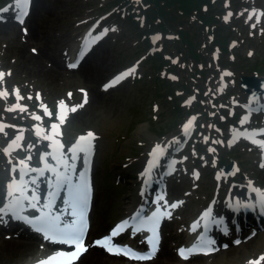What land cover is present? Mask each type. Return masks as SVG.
I'll use <instances>...</instances> for the list:
<instances>
[{"label": "rangeland", "instance_id": "rangeland-1", "mask_svg": "<svg viewBox=\"0 0 264 264\" xmlns=\"http://www.w3.org/2000/svg\"><path fill=\"white\" fill-rule=\"evenodd\" d=\"M129 1L49 0L51 12L46 13L45 8L44 11L42 9L38 18L32 21L29 19L26 25L19 24L11 11L3 13L4 19L0 20V24H15L9 31L0 33V71L11 73L5 75L4 87L9 93L19 89L20 95L24 97L19 103L27 108L24 113L18 110L9 112L6 109L18 102L16 97L10 94L7 100L0 99V121L14 125L15 129H24V147L14 151L11 159L16 163L31 155L29 165L43 167L41 156L45 152L51 153L52 148L48 147L49 141L36 136L34 129L39 125L46 130L45 134L51 132V124L58 123L56 116L60 101L69 107L83 104L75 113H69L60 127L62 136L57 139L63 143L64 152L68 153L78 136L89 131L96 136L91 154L96 193L94 209L90 213L94 219L93 230L87 238L89 244L92 245L93 241H98L103 234L113 230L117 220L137 207L135 203H141L144 168L151 163V152L159 144L166 147L164 155L160 157L165 165L160 164V167L158 163L154 173L161 171L163 174V167L175 161L177 165L168 182L166 201L168 205L183 202L175 209H170L171 218L162 220L163 230L159 235L163 243L180 259L176 264H248L250 260H256L264 254V230L254 224L244 223L239 216L228 214L225 195L228 190H233L241 198L244 194L253 197L246 190L248 181L264 191V167H261L264 164V151L243 138L230 146L232 129L252 130L264 123V111H259L264 100L252 104L249 93L242 87L244 78L252 82L264 80V17H260L254 29L252 24L256 17L248 19L253 10L264 12V0H224V5L221 0H212L210 12L220 13L216 26L222 29L220 32H223V37H230L231 40L232 50L226 54L209 48L213 37L208 35L201 22L197 19L192 21L193 31L201 30L200 45L203 44V59L207 70L205 76L198 80L192 79L188 71L192 64H186L172 33L152 32L144 39V18L124 14ZM10 3L12 0H0V8ZM105 29L108 30L106 34ZM85 32L90 33L91 39L101 37L91 48L93 50L97 47L105 64L99 67L96 62L93 63L89 75L95 79H86L80 75L58 76V73L50 71V65H44L47 69L45 72L34 74L35 65L26 64L25 48L33 56L39 55L40 50L44 49L47 55L57 56L66 65H70L68 52ZM156 39L164 42L161 49L168 62L166 66L154 70L151 68L154 62L149 58L152 54L149 52ZM40 68L37 69L44 71ZM123 73L130 74L113 84ZM154 77L158 78L157 82L153 80ZM187 86L192 90L190 95L184 91ZM96 90L100 92V101L92 106V95ZM203 91L208 93L205 103L202 99ZM37 93L40 94L39 100L36 98ZM85 94L87 103H83ZM29 96L32 99H28ZM41 104L50 110L51 118L44 114ZM91 106L93 108L90 109ZM208 107L216 119L214 124L212 122L210 137L202 131V116L196 115ZM249 107L255 111L249 112ZM83 110H86L83 115H77ZM187 113L196 119L186 136L184 131L178 132ZM33 114L41 116L42 121L34 120ZM245 116H250V120L241 126L240 121ZM15 129L8 127L5 129L7 136L0 134V193L10 179L11 168L3 150L18 134ZM257 138L264 139V136ZM29 144L34 145L30 151L27 150ZM166 153L168 155L165 156ZM78 155L79 158L74 162L77 173L84 161L83 154ZM223 161L227 163L223 164ZM51 163L55 164V161ZM231 163L234 169L225 173L221 167ZM194 173L199 174L198 178ZM45 178L51 180L52 176L46 173L45 177L38 178L41 191L44 189ZM153 194L156 196L155 192ZM57 199L55 204L58 203ZM207 210L218 214V217H226L222 226L214 225L211 234V239L215 241V246L220 247V251L182 259L178 250L186 248L187 238L195 233L192 231L194 222ZM61 211L67 218L68 215H64L66 211ZM234 222L240 225V229L232 225ZM5 225L16 234L31 233L17 220L13 225L9 222ZM122 233L125 242L128 240V232ZM256 236L254 245L244 243L248 237ZM130 239L133 245L139 242L137 238ZM236 240L241 242L236 244ZM230 242L236 245L232 247L236 251L234 254L229 253L228 247H222L229 246ZM137 248L144 250L146 244L142 247L139 244ZM37 255L39 252L34 251L25 257L19 255L13 261L0 258V264H27Z\"/></svg>", "mask_w": 264, "mask_h": 264}, {"label": "snow or ice", "instance_id": "snow-or-ice-1", "mask_svg": "<svg viewBox=\"0 0 264 264\" xmlns=\"http://www.w3.org/2000/svg\"><path fill=\"white\" fill-rule=\"evenodd\" d=\"M31 0H12V3L8 4L4 8H0V20H3V13L11 11L14 19L23 24L25 18L30 12ZM231 13H229V16ZM253 16L256 17V21L252 24L253 29L256 24L260 22V17H264V12L257 13L255 10L249 15L248 19L251 20ZM227 19V18H226ZM26 31V30H25ZM107 29L104 33H107ZM115 31V29H113ZM264 31V29H262ZM101 37H92L91 40H87L83 43L82 47L78 50L77 60L82 59L83 56L90 49L91 45ZM251 56L252 53H249ZM75 63L70 64L69 67H76ZM134 71V69L132 70ZM130 73H123L120 77H117L112 83H118L119 80L125 78ZM5 75H11L10 72L4 73L0 71V99H5L9 95H14L17 99V103L6 111L13 112L19 111L24 113L27 111L25 106H22L19 101L24 99L20 95L19 89H13L12 93H9L6 87H4ZM111 86V85H109ZM71 97V93L68 94ZM37 100L40 99V94L37 93ZM32 99V97H28ZM83 103H87L85 94V100ZM41 108L44 114L51 118L52 113L46 105L41 104ZM78 107H83V104L79 106L69 107L64 101L58 103V112L56 119L58 123L51 124V132L45 134L46 130L41 128L39 125L34 129L35 134L38 138L49 141L48 147L52 148V152H45L41 156V162L43 167H31L29 161L31 155H28L24 159L18 160L13 163L11 154L14 151L23 149V133L24 129H15L14 125H8L3 121H0V134L7 136L6 128L12 127L17 131L15 138L8 144L3 150L4 154L8 157V163L11 165L9 169L10 179L4 187V191L0 193V224H6L9 219L22 221L28 225L34 232L41 234V236L49 241L50 243L66 245L68 250H55L52 252H46L43 256L36 258L34 264H75V261L79 256L87 251L84 245V240L88 230L87 211L89 207V192L90 186L87 180V173H76L75 172V161L79 158L78 154H83L84 164L87 166L90 161L87 159L94 150L93 141L96 136L93 132L89 131L85 135H80L77 140L69 147L68 153L64 152V145L61 143L58 136H62L60 131L61 125H63L69 115V113H75ZM253 109L249 107V112ZM32 118L36 121H42V117L39 115H32ZM195 117H193L188 124L185 125L184 134L189 135L192 127L194 126ZM250 116H245L240 121L241 126L248 123ZM219 131V129H217ZM264 136V129L258 130H247L241 131L239 129H232V141L230 146L238 142L241 138L248 140L252 144L258 146L264 151V139H258L257 137ZM207 142V138H205ZM214 143H220V141H214ZM34 148V145L29 144L27 150ZM166 151L165 146L156 145L152 150V161L149 164V169L155 167L161 156ZM214 151V149H210ZM70 154V155H69ZM51 155V160L55 161V164L49 163L48 157ZM175 161L172 162L171 170H174ZM264 167V164H261ZM35 173V176L31 174ZM46 173H50L52 176L51 180L45 178L44 189L41 191V183L38 180L39 177H45ZM196 178L199 174L194 173ZM78 176V180L74 182L73 177ZM29 177V179H25ZM219 178V177H218ZM249 188L251 192L256 193L258 200L262 207H264V191L254 187L249 181ZM61 191L67 192V199L63 201L70 209L66 211L64 215L70 216L72 219H62V214H59L55 209V201L58 194ZM43 199V203H42ZM159 201H164V207L159 204ZM182 201L168 205L167 201L164 200V196L158 197L156 211L148 218H142L139 212L136 213L135 217L131 219L134 221L133 224H129L127 221L121 222L116 228L113 229L111 237L103 240L95 241V245L104 247L108 252L113 255H124L132 260H149L155 258L159 251V226L164 218H171L170 209H175ZM239 205L240 202L237 201ZM247 206V205H245ZM31 211L33 214L28 215ZM211 213L205 211L200 220L192 226V231H196L200 226L201 222L207 221ZM133 228L136 232L146 231L150 233V237L147 240L149 244V251L137 252L131 247L117 246L112 237H116L119 233L125 231L127 228ZM204 231L207 232V225H204ZM253 236L255 233L252 234ZM251 239V237H249ZM241 241L236 240L235 243L239 244ZM43 247V246H42ZM223 248H227V245H223ZM220 251V247L215 246V241L208 238L206 235H199L196 242L188 248H181L178 250L179 256L182 259H189L193 255H209L211 253ZM264 261V254L258 257L256 260H250L248 264H261Z\"/></svg>", "mask_w": 264, "mask_h": 264}, {"label": "bare ground", "instance_id": "bare-ground-1", "mask_svg": "<svg viewBox=\"0 0 264 264\" xmlns=\"http://www.w3.org/2000/svg\"><path fill=\"white\" fill-rule=\"evenodd\" d=\"M31 8H30V13L28 15H30V17L28 18V15L26 17V19L24 20V24H27V21L29 19H31V21L33 19H37L38 15L42 12V9L45 11L46 13L51 12V7L48 2L49 0H31ZM20 24V23H19ZM15 25V24H13ZM12 24H0V33H5L6 31H9V29H11L13 27ZM85 36H88L87 34H83L82 35V40L84 39ZM33 36L31 37L32 40ZM80 44L75 43L71 50H69L68 54L69 55H75L76 50H78ZM97 48V47H96ZM94 47V49L92 50L91 48L87 51V53L85 54V56L83 57V59L80 61L79 66L78 67H69V65H66L64 63V61L60 60L57 56L53 57L51 55H47L46 51L44 49L40 50L39 55L37 56H33L32 54L30 55L29 53L26 52V48L24 51V55L26 56V64L29 65H35L34 67H36L34 69V71L32 73L34 74H38L40 72H45L47 69H45L44 65H50L51 66V70L55 73H58V76H66V75H74V76H85L86 79H95L94 77L90 78L91 75H89L90 70H93L94 64L96 62V64H98L99 67L105 65L104 64V58L101 56L100 53H98L97 49ZM36 55V54H35ZM90 67H89V65ZM49 66V67H50ZM41 67V68H40ZM40 68L41 70L44 71H40L38 69ZM38 70V71H36ZM47 73V72H46ZM100 92L99 91H94V94L92 95L93 97V105L94 106L97 102L100 101V96H99ZM261 99L264 100V94H262L259 97H255L253 98L251 101L253 104H257L261 102ZM89 107L90 109L93 107ZM86 112V110L83 111H79L77 113V115L81 116ZM75 115V116H77ZM258 129H264V123L262 124L261 127L259 128H254L252 130H258ZM244 131V130H242ZM49 163L52 162L51 160V155H49L48 157ZM150 164V163H149ZM149 164L147 165V171L148 174L150 175L151 170L154 168L149 169ZM43 165V164H42ZM171 165H168L167 168H170ZM160 172V171H159ZM155 174V176L153 175L150 179H152L153 181L160 179H163L164 174L158 173ZM35 174V173H34ZM32 176H35V175ZM149 177V176H148ZM147 177V178H148ZM171 176L168 175L167 178H170ZM26 178V177H25ZM74 182H75V178ZM149 178L146 179L144 178V183L146 184L144 186L143 189V193L146 194V192L149 190L147 188V186H149L150 188H152L149 185ZM94 182V177L92 176V184ZM251 182V181H250ZM255 187V186H254ZM249 188V181H248V187ZM250 189V188H249ZM241 192V191H240ZM62 197L67 199V192L65 191H61L60 193ZM253 197L250 198V196H246L245 194L242 196V201L244 202V199L247 200H256L257 202H260L256 196V193L252 192ZM159 197V195H157ZM240 198L238 196L237 191L233 192V195L231 198H229V200H226L227 202H229V204L231 206H238V204L236 203V199ZM149 199V198H148ZM43 203V202H42ZM94 203V202H93ZM164 203L162 202H159ZM144 204V202H143ZM162 205V204H161ZM146 206V204H144L143 206H138V210L143 211V208ZM153 205L148 204V207H146L145 209H149L151 208ZM163 206V205H162ZM57 208V204H55V209ZM154 208V207H153ZM153 208H151V210H153ZM58 211V209H56ZM208 211V210H207ZM70 212V210H69ZM88 212V211H87ZM59 214H61L58 211ZM29 215V212L27 213ZM240 214V212H239ZM236 214V215H239ZM235 215V213H234ZM212 217V218H210ZM209 217V219L207 221H205V224H210L212 227V222H214V224L218 225V226H222L223 223L220 222V219H217L215 217H213V215L211 214V216ZM63 219V218H62ZM72 219V218H71ZM200 220V219H199ZM11 221V220H10ZM11 223H15L12 222ZM196 223V222H194ZM222 223V224H220ZM202 224V223H201ZM93 226V222H91V227H90V232L86 233V237L90 236L91 231ZM13 232V231H12ZM11 230L5 225V224H0V258H8L11 259L12 261L15 260L16 258L20 257L19 255L22 256H26L28 253L31 252H39V255H37L36 258L43 256L44 253L46 252H52L55 250H62V249H67L68 247L66 245H62V244H56V243H50L49 241L45 240L41 235H39L38 233H30V235H23V234H19L16 232L12 233ZM111 233L112 232H108L107 234H104L102 237V240L108 237H111ZM122 236H124L123 234H118L116 237H112L113 242L117 245L118 241L121 240ZM191 236H189L187 239H189ZM139 238V235H138ZM194 238V237H193ZM257 240V236L256 237H251V239H249V237L246 239V245L252 246L255 244ZM88 239H85L84 245L87 248V251H84L79 258L75 261V264H176L177 261H180V259H178V257L175 256V254L171 251V248L166 246L163 241L162 243L159 244V251L157 252L155 258L153 259H149V260H136V261H132L131 259L127 258L126 256L123 255H113L112 253L108 252L104 247H101L99 245H95L94 242L93 244H89L88 243ZM228 250L229 253L234 254L236 251L235 249H232V247H235L236 245H233L231 242L228 243ZM43 246V247H42ZM231 248V249H230ZM36 258L30 260L29 262H27V264H33L34 261L36 260Z\"/></svg>", "mask_w": 264, "mask_h": 264}, {"label": "trees", "instance_id": "trees-1", "mask_svg": "<svg viewBox=\"0 0 264 264\" xmlns=\"http://www.w3.org/2000/svg\"><path fill=\"white\" fill-rule=\"evenodd\" d=\"M220 2L223 5L225 4L224 0ZM127 5L124 14L128 17L132 14L144 18V32L142 33L144 39L152 32H158L160 34L172 33L174 35L175 43L181 50V56L184 58L186 64H192L189 66L188 71L193 80L204 77L207 72L205 69L206 61L203 59V44L200 45L201 30L194 32L193 24L191 25L194 19L201 22V26L207 30L208 35L213 37V40L210 41L211 45L209 48L213 49V51L218 49L221 54H226L232 50L230 47V37H223V32H220L222 29L216 26V22L220 18V13L210 12L213 5L212 0H131ZM162 43H164L162 40H158V44H154L156 51L152 55H149L151 62H154L151 66L154 70L166 66L168 62L161 49ZM153 80L157 82L158 78L154 77ZM184 91L187 95L192 93L191 88L188 86ZM206 95L208 93L206 92L205 94L203 91L202 99L204 103L206 102ZM196 114L198 117L202 116V131L205 136L210 137L216 119L210 114L209 107ZM187 115V118H189L191 113H187ZM181 126L179 132L184 129V126ZM222 163L226 164L227 162L223 161Z\"/></svg>", "mask_w": 264, "mask_h": 264}, {"label": "water", "instance_id": "water-1", "mask_svg": "<svg viewBox=\"0 0 264 264\" xmlns=\"http://www.w3.org/2000/svg\"><path fill=\"white\" fill-rule=\"evenodd\" d=\"M242 87L246 90L250 96L260 95L264 92V80L252 82L250 79H243ZM225 171L230 172L233 169V164L227 167H223Z\"/></svg>", "mask_w": 264, "mask_h": 264}]
</instances>
